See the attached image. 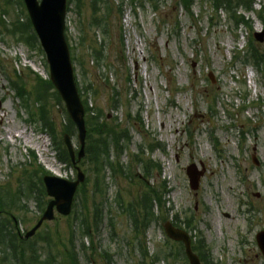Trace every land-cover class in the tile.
I'll use <instances>...</instances> for the list:
<instances>
[{"label": "rangeland", "instance_id": "rangeland-1", "mask_svg": "<svg viewBox=\"0 0 264 264\" xmlns=\"http://www.w3.org/2000/svg\"><path fill=\"white\" fill-rule=\"evenodd\" d=\"M4 1L0 0V16ZM140 1L124 0L117 6V0H109L108 6L98 5L94 12L90 0L79 5L73 0L66 15L80 99L107 131L92 133V144L110 143L111 130L115 134L125 130L129 138L119 156L125 174L105 169L100 174L101 196H92L95 178L90 174L87 139L84 157L76 165L84 181L74 204L80 208L86 199L91 219L101 209L102 221L96 230L91 228L89 238L77 231L80 219L74 223L73 210L68 218L55 214L31 239L17 243L23 257L9 250L11 264H18L15 256L26 264H37L34 259L45 261L48 256L54 257L53 264H70L64 248L72 249L69 235L74 227L78 264H187L180 245L166 242L164 222L158 221L145 232H136L131 225L128 206L146 190L141 167L133 163L138 152L145 155V162L157 163L145 180L150 187L161 185L166 191L165 208L172 209L168 220L178 215L180 222L190 221L192 242L200 236L213 264H264L255 242L256 234L264 231V79L240 61L249 41L264 55V41L257 43L253 37L264 30V0H253L252 10L243 14L251 29L238 31L228 15L222 11L215 15L204 0H194L192 15L182 10L180 0ZM18 2H11L2 21L8 23L20 15ZM243 11L239 7L238 12ZM95 19L103 20L102 27ZM39 49L38 41L27 47L0 26V195L20 199L19 192L27 194L25 201L16 203L22 211L12 214L21 236L41 216L27 191L28 176L38 172V167L46 175L67 181H74L77 174L59 162L57 148L29 116L31 112L38 118L39 104L26 98L28 112L12 87L17 73L26 93L40 91L35 75L48 80V66ZM95 51H100L99 58ZM48 95L47 117L61 143L64 105L59 106L49 91ZM72 144L78 151L76 132ZM113 158L111 150L108 162ZM190 165L201 174L196 191L186 176ZM42 176L38 172L33 182ZM44 195L43 210L49 201L45 190ZM4 246L0 264H9L2 260Z\"/></svg>", "mask_w": 264, "mask_h": 264}, {"label": "trees", "instance_id": "trees-1", "mask_svg": "<svg viewBox=\"0 0 264 264\" xmlns=\"http://www.w3.org/2000/svg\"><path fill=\"white\" fill-rule=\"evenodd\" d=\"M13 0H5L4 4L5 7L3 8L0 16V26L3 27L4 32H6V35L14 36L17 38L18 42L24 43L27 45V47H32L34 44L37 42L36 37L34 33L32 32L31 25L29 23V20L26 18L27 16L25 15V10L23 7L22 2H18L17 5L20 9L19 14L15 17V19H12L10 22H6L5 20L2 21L1 17H5L9 13V5L11 4ZM76 3L79 5L83 0H75ZM92 2V8L93 11H98V5H104L108 6L109 0H90ZM118 5H123L124 0H117ZM131 4H134L135 0H129ZM144 0H141L140 2H143ZM146 1V0H145ZM205 2H208L211 5L212 11L216 15L218 12L223 11L226 15H228V19L232 24L234 25L235 29L240 27L241 25L246 27L247 29H250L249 22H247L242 15L238 14V9L241 7L242 9L249 11L251 10L253 2L251 0H204ZM73 0H68V6L71 5ZM180 4H182L183 9L187 13H191V7L194 4V0H180ZM119 12L120 8H117ZM24 15L25 19L20 18V16ZM262 19V16H260ZM99 20L97 23V26H101V22L103 21L102 19H95ZM262 22L264 23V19H262ZM96 25V24H95ZM105 31V30H104ZM106 32V31H105ZM72 51V48H70ZM95 56L97 55L96 58H99L100 56V51H95L94 52ZM242 59V64L244 67H253L256 70H260L262 72V75L264 76V55H261L258 50H256L253 46H250L248 48L247 54L243 57ZM81 65V63H79ZM17 81L13 82V88L15 90L16 97L21 100L24 105L25 109L29 112L30 107L27 105V101L25 100L34 98L35 104L38 105L37 113H38V118H34L36 114H33L29 112V116L31 117L32 120L35 122L38 121L41 123V127L43 128V131L47 132V134L50 136L52 143L55 148H57L59 152L58 160L60 163L67 164L69 167H71V162L68 156V153L66 149L62 147V141L61 143L59 140H57L56 135H55V128L52 123V121L47 117V99L50 98V95H48V91L51 94V98L55 102L58 103L59 106L62 107L61 105V100L58 97L57 93L54 91L53 87L49 83V81H43L39 77L35 76V80L40 86V91H34V93H26L24 88L21 86V78L19 75L16 74ZM80 93V91H79ZM82 97H84L82 93ZM85 111H86V117H85V123H86V128H88V134H87V147H86V154H88V160H89V169H90V174L95 178L94 179V190L92 191V196H101L103 194L102 190V185H103V177L100 176L101 173L104 172L105 169H109L111 172L112 171H117L119 174H122V176L125 174L123 173V166L119 163V156L122 154L124 149L126 148L125 146L128 143V136L127 132L121 131L119 134H115L110 131L112 134L110 143L109 140H106L104 143H101L99 141H94V145L92 144V140L90 138V135L92 133L97 132L99 135H103L104 131L105 133L106 128L105 125H102L99 123V117L91 115V109L88 108V105L85 100L82 101ZM97 120L96 122H94ZM94 122V123H93ZM92 126L90 129L89 127ZM62 133L63 134H68L70 136H73L75 133V129L73 124L69 121V119L66 117V124L62 127ZM126 137V138H125ZM126 142L125 146L124 143ZM110 146V147H109ZM112 153L114 155L113 160H110L108 162V152L109 154ZM153 150H151L152 152ZM142 153H138L134 156L135 160L133 163H138L141 167L142 171V177L139 178L138 176H133V178L137 179L138 182L143 181L144 186L146 187L145 192L142 194L139 199L133 203H131L128 206V217L130 218L131 225L133 229L136 232H139L142 230L143 232L147 231L150 227H152L154 224H157L158 221L166 222L167 217L166 215L169 214V212L172 209L165 208L166 202L164 201V195L165 193L162 191V188L160 186H152L150 187L148 183L146 182L150 177H151V170H154L152 168L156 167L157 168V163L153 164V162H145L142 157ZM31 157L33 161H35V157L33 154H31ZM110 157V155H109ZM111 159V157H110ZM38 172H41L43 175L46 173L41 169V167H38ZM38 172L34 173L32 176H28V182L31 183V186L27 187V191H29V195L31 198H33L37 204V209L39 212L43 211V203L40 202L42 197H44V190L41 184V178H37L36 182H33V176H37ZM158 170V174H159ZM91 175H89L91 177ZM147 178V180H145ZM100 179V180H99ZM37 183V185H36ZM19 195L21 196L20 199H16L15 195H8V196H1L0 195V217L4 215L6 218H3V221L0 222V248L4 246L1 255H2V260L3 261H8L9 263V252L7 250H11L12 252H20V255L23 257L24 252L23 249H19L17 247V243H23L24 240L21 239V237L18 235L17 232V227L15 226V221L17 219L14 218L12 219V214L13 212H19L22 211V209L16 205L17 200L18 203L20 204L21 201H25L27 199V194H24L23 191L19 192ZM43 195V196H42ZM18 197V196H17ZM85 199V197H84ZM102 203V202H101ZM23 208V207H22ZM75 220L74 223L77 222L78 219L79 221V227L77 228V231L82 235L91 238V228L96 230L102 219H101V209H97L95 212H93V218L91 219V214H89L88 211V205H87V200H83V204H81L80 208L75 205ZM156 209V211L154 210ZM90 216V218H89ZM174 220H172V225L176 228H181L182 225H185V229L190 228V221L185 222H180L178 215L174 216ZM23 223V220H22ZM72 227V225H70ZM75 228V227H74ZM76 236V233L72 229L70 230V249L64 248L66 251V258L67 261L70 264H78L77 260V255L73 249V239ZM6 240V244H5ZM8 243V244H7ZM31 244V243H29ZM7 248V249H6ZM30 248L37 253V250L35 247L31 244ZM207 246H205L204 241L199 237L196 238V242L194 243L193 250L195 253L200 257L201 261L203 264H213L207 252ZM203 253H206L204 255ZM146 251L144 252L143 255H146ZM169 255L163 256V259H166ZM144 258H147L144 256ZM155 259V257H154ZM37 261V264H53L55 259L53 256H48L45 261H39V259H34ZM108 262H110V259H107ZM20 261V258H19ZM22 262V261H20ZM23 264H26L22 262ZM21 263V264H22ZM11 264V263H9Z\"/></svg>", "mask_w": 264, "mask_h": 264}, {"label": "water", "instance_id": "water-1", "mask_svg": "<svg viewBox=\"0 0 264 264\" xmlns=\"http://www.w3.org/2000/svg\"><path fill=\"white\" fill-rule=\"evenodd\" d=\"M24 3L31 24L46 56L50 81L64 102L66 112L77 130V140L80 146L77 154V162H79L84 157L86 129L84 108L75 87L69 50L64 38L66 0H40V2L37 0H24ZM255 39L262 43L264 31L255 34ZM64 144L72 164L75 166L73 147L67 135L64 136ZM76 171L77 177L74 182L49 176L43 178L46 194L52 200L49 202L41 219L25 236L26 239L32 237L44 221L53 220L54 209L61 216L70 214L75 192L84 181V176L80 170L77 168ZM186 173L191 188L196 190L200 175L196 172L193 165L187 168ZM164 232L170 240L183 243L189 264H200L198 258L190 250V240L186 233L174 229L170 223L164 225ZM256 240L264 255V232L259 233Z\"/></svg>", "mask_w": 264, "mask_h": 264}, {"label": "bare ground", "instance_id": "bare-ground-1", "mask_svg": "<svg viewBox=\"0 0 264 264\" xmlns=\"http://www.w3.org/2000/svg\"><path fill=\"white\" fill-rule=\"evenodd\" d=\"M32 68H33L35 71H38V69H37V68H35L34 66H32Z\"/></svg>", "mask_w": 264, "mask_h": 264}]
</instances>
